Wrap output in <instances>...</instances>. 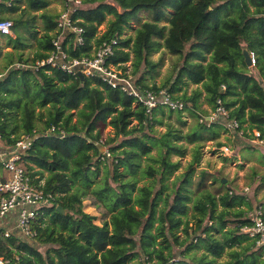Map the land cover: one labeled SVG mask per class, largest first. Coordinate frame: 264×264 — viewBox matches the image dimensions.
<instances>
[{
    "label": "trees",
    "instance_id": "obj_1",
    "mask_svg": "<svg viewBox=\"0 0 264 264\" xmlns=\"http://www.w3.org/2000/svg\"><path fill=\"white\" fill-rule=\"evenodd\" d=\"M80 1L73 17L84 28L85 43L72 39L67 49V38L65 49L91 57L116 37L109 61L123 71L131 62L136 86L167 90L185 108L160 103L149 115L136 97L98 74L81 77L50 64L11 67L51 54L60 15L48 11L49 0H12L11 16H2L14 21L16 37L8 39L15 51L0 50V140L11 146L38 131L24 162L34 183L54 199L33 223L34 235L0 236V254L17 264H137L144 257L154 264H264V246L242 231L251 212L264 205L201 167L204 142L216 140L227 119L209 125L204 102L216 110L221 100L245 137L257 138L259 131L264 138V0ZM140 11L147 20L123 36ZM33 46V58L25 57L23 49ZM244 47L256 56V74ZM162 49L178 57L175 71L161 85L150 84L162 63L151 56ZM191 83L201 87L189 94ZM99 121L114 135L103 140ZM188 154L192 158L178 172ZM87 195L106 208L102 224L84 210Z\"/></svg>",
    "mask_w": 264,
    "mask_h": 264
},
{
    "label": "built area",
    "instance_id": "obj_2",
    "mask_svg": "<svg viewBox=\"0 0 264 264\" xmlns=\"http://www.w3.org/2000/svg\"><path fill=\"white\" fill-rule=\"evenodd\" d=\"M11 1L9 0L7 5H11ZM80 2V0L66 1V6L58 17V36L53 41L55 49L47 58L38 59L34 62L17 61L11 67L38 70L40 67L50 64L53 67H62L65 71L72 74H78V72H82L85 76L98 74L112 86L118 87L122 91L136 97L137 101L146 107L149 115L160 103H164L174 110H184L185 103L173 99L167 90H161L159 93L151 89L141 90L132 81L133 77L129 74V71H123L119 67L116 68L115 64L109 61L110 56L114 54L115 48H117L118 38L114 37L110 40H104L96 47L91 57H73L65 49L63 42L67 38L69 40L66 45L67 49L70 47L72 39L75 45L85 43L84 28L78 24L79 18L73 17L75 9ZM2 16V3H0V45L4 41L3 35L9 37L14 33V21L10 18H2ZM70 34L71 36H69ZM251 56L252 63L255 64L256 56L254 53H251ZM228 116L229 110L222 105L221 100H218L217 109L210 110L207 115H204L203 119L210 125L218 121L220 117H226L225 127L231 133L237 134L235 138H245L243 130L239 129V121L228 118ZM54 131L55 127H52L46 134ZM254 132L257 138H248L249 141L251 143L255 142L258 147L264 149V138L259 137V131ZM36 137H38V131L34 130L33 133L23 134L13 147L8 146L7 149L0 150V220L11 212L13 208L18 207L19 217L14 227L18 229L19 233L26 236H32L36 233L33 229V223L42 213L41 209L51 206L54 199L52 193L46 192L42 186L34 183L33 177L24 162V155L30 149ZM221 148L227 153L231 152L228 146ZM105 153L110 156L108 149L105 150ZM250 216L251 222L242 227V231L254 238L257 246H264V209L259 207L251 212ZM12 231L13 227L7 228L0 224V236H9ZM154 262V260L151 261L148 257H144L139 259L137 264H154ZM0 264L17 263L0 254Z\"/></svg>",
    "mask_w": 264,
    "mask_h": 264
},
{
    "label": "rangeland",
    "instance_id": "obj_3",
    "mask_svg": "<svg viewBox=\"0 0 264 264\" xmlns=\"http://www.w3.org/2000/svg\"><path fill=\"white\" fill-rule=\"evenodd\" d=\"M9 0H0L2 4V13L11 16V13L8 11L7 2ZM49 8L48 11L54 14L61 12L65 8L64 0H49ZM111 2V1H110ZM19 2L17 1V6ZM121 11V8L118 7ZM22 11L18 10L17 12L12 14V16L16 17L21 14ZM40 13V11H39ZM140 19L131 20L130 24L126 26L125 32L123 36L134 35L135 28L138 27L142 20H147L148 15L145 11H140L138 13ZM113 15L109 14L107 19H112ZM40 24V21L38 22ZM107 27V22H104L100 26V30L104 31ZM24 32V31H23ZM25 36H28V33L25 32ZM12 37H16V33L14 31ZM4 41L0 45V50L2 53L6 51H15L14 48L9 46L8 36L3 35ZM27 40V39H25ZM32 41V40H31ZM24 56L33 58L35 52V46L26 47L23 49ZM95 50H93L92 55ZM4 55H0V65L3 63ZM155 62H159L162 60V63L159 64L158 72L154 74V77H149V83L156 82L158 85H161L170 74L175 71V64L177 62L178 57L176 55H172L165 49H162L151 56ZM131 62H128L129 74L133 77V74L130 72L132 66H130ZM254 65V64H253ZM116 68L119 66L114 65ZM251 72L257 73L258 70L255 66H251ZM134 82V80H132ZM196 87H201V84H190L186 86L187 92L190 94L193 89ZM204 100V97L201 99ZM203 108L209 112L211 110L210 105L207 102L203 103ZM185 119L190 123L192 118L189 117V114L184 112ZM160 131H163L165 128L163 126H157ZM102 133V139L105 140L108 137L114 135L113 129L110 125L104 124L102 121L97 122V128ZM237 134L231 133L227 129V127L221 129L220 136L216 140L205 141L203 147V157L201 161V167L207 168L211 173H214L218 176L219 179H226L225 182H228L229 185H232L235 190L239 191L242 194L250 195V199L253 203H262L264 205V149L258 147L255 142H250L248 137L245 138H235ZM217 141L225 142L224 146H228L231 150L228 153L223 150V148H217ZM14 145H11L13 147ZM222 146V147H224ZM8 146L4 144L3 141L0 140V150L7 149ZM108 146H104V150L107 149ZM192 158L191 154H188L186 157L181 158L182 168L178 170L183 171L184 167ZM173 159H178L177 156H173ZM102 177V173L100 175ZM113 185V184H112ZM114 186V185H113ZM246 192V193H245ZM100 202L95 195H87L83 200V207L85 211H90L96 215V222L102 224L106 219L109 218L107 214L106 208L98 204ZM10 221L8 224V228L13 227L15 233H18V229L14 227L16 220L19 217V208H13V213L10 215ZM183 235V231L180 232ZM45 246H41L40 249L45 250ZM197 250V249H195ZM201 252V250L199 251Z\"/></svg>",
    "mask_w": 264,
    "mask_h": 264
},
{
    "label": "water",
    "instance_id": "obj_4",
    "mask_svg": "<svg viewBox=\"0 0 264 264\" xmlns=\"http://www.w3.org/2000/svg\"><path fill=\"white\" fill-rule=\"evenodd\" d=\"M243 52H244V57H245V61L246 63L249 65V66H252L253 63H252V56H251V53L250 51L248 50V48L244 47L243 48ZM81 77H84V74L79 72L78 73ZM226 179L224 178L223 179V182H225ZM58 210H60L62 213H65V209L62 207V206H58Z\"/></svg>",
    "mask_w": 264,
    "mask_h": 264
},
{
    "label": "crops",
    "instance_id": "obj_5",
    "mask_svg": "<svg viewBox=\"0 0 264 264\" xmlns=\"http://www.w3.org/2000/svg\"><path fill=\"white\" fill-rule=\"evenodd\" d=\"M89 213H92V212H90V211H88ZM13 213V210L11 211V212H9L4 218H2L1 220H0V224H2V225H4L5 227H7L8 228V224H9V221H10V215ZM92 214H94V213H92ZM10 228H12V227H10Z\"/></svg>",
    "mask_w": 264,
    "mask_h": 264
},
{
    "label": "clouds",
    "instance_id": "obj_6",
    "mask_svg": "<svg viewBox=\"0 0 264 264\" xmlns=\"http://www.w3.org/2000/svg\"><path fill=\"white\" fill-rule=\"evenodd\" d=\"M79 73V72H78ZM82 73V72H81ZM85 76V75H84ZM14 231V230H13Z\"/></svg>",
    "mask_w": 264,
    "mask_h": 264
}]
</instances>
